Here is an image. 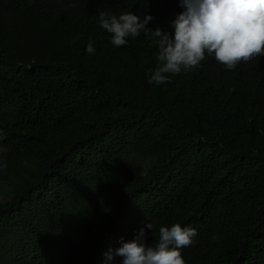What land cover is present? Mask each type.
<instances>
[{"label": "trees", "instance_id": "1", "mask_svg": "<svg viewBox=\"0 0 264 264\" xmlns=\"http://www.w3.org/2000/svg\"><path fill=\"white\" fill-rule=\"evenodd\" d=\"M183 10L0 0V264H122L146 220L197 229L186 264H264V56L206 55L156 85L157 38L115 47L99 22L148 13L172 32Z\"/></svg>", "mask_w": 264, "mask_h": 264}, {"label": "clouds", "instance_id": "2", "mask_svg": "<svg viewBox=\"0 0 264 264\" xmlns=\"http://www.w3.org/2000/svg\"><path fill=\"white\" fill-rule=\"evenodd\" d=\"M184 9L171 21L174 31L148 27L154 17L143 18L125 11L119 14L101 12L99 22L111 34L115 47L124 46L128 38L141 34L151 40L157 38L159 61L149 70V83H170V77L200 67L207 56H214L226 69L232 70L241 62L264 56V0H180ZM89 54L95 53L91 40ZM7 150L0 148V161ZM6 168L7 164L2 163ZM150 244L149 232L157 233ZM197 229L182 227L180 223L161 225L146 220L135 236L116 250L122 264H186L182 249L194 243ZM111 260L112 254L108 253Z\"/></svg>", "mask_w": 264, "mask_h": 264}, {"label": "rangeland", "instance_id": "3", "mask_svg": "<svg viewBox=\"0 0 264 264\" xmlns=\"http://www.w3.org/2000/svg\"><path fill=\"white\" fill-rule=\"evenodd\" d=\"M3 197V195L2 194H0V198H2Z\"/></svg>", "mask_w": 264, "mask_h": 264}]
</instances>
